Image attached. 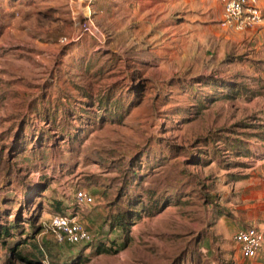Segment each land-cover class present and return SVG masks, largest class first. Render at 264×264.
Returning <instances> with one entry per match:
<instances>
[{
    "label": "rangeland",
    "instance_id": "374dc122",
    "mask_svg": "<svg viewBox=\"0 0 264 264\" xmlns=\"http://www.w3.org/2000/svg\"><path fill=\"white\" fill-rule=\"evenodd\" d=\"M221 15V0H0V221L14 218L22 183L59 167L38 219L46 252H79L80 264H264V241L243 258L231 239L264 231V20L239 31ZM232 138L253 155L234 154ZM78 189L94 204L76 207ZM54 199L99 240L56 243ZM103 240L116 252L93 253ZM7 248L0 264H28Z\"/></svg>",
    "mask_w": 264,
    "mask_h": 264
},
{
    "label": "trees",
    "instance_id": "16d2710c",
    "mask_svg": "<svg viewBox=\"0 0 264 264\" xmlns=\"http://www.w3.org/2000/svg\"><path fill=\"white\" fill-rule=\"evenodd\" d=\"M67 120L60 121V129L64 130L67 135V131H70L73 128L72 125L68 124ZM67 125V127L64 125ZM73 135V134H72ZM71 135V137H72ZM247 135V134H245ZM70 137V136H68ZM208 141H212L211 138L207 139ZM225 142H228V137H223ZM242 139L232 138V143L228 144V146L232 147V150L238 155L248 156L253 155V152L246 146H243L244 142H241ZM46 142L43 145L51 147L53 146V142ZM242 146V148H240ZM52 150V148H51ZM240 151V152H239ZM8 161V160H7ZM6 161V162H7ZM52 161V160H51ZM51 168V167H50ZM49 168V169H50ZM58 168H56L55 173L58 172ZM48 168L45 171H42L37 181H28L27 183H22V188L20 190V201H18L17 212L14 214V218L12 220L3 223L0 221V243L4 247H8L9 252L16 257V259L28 263V264H43V260H48L49 264H80L83 261H87V258L80 257L79 252L68 251L63 252L62 254L52 253L47 251L41 246V244L37 240V236L42 231V226L38 224V219L40 216V212L43 210V192L48 189V184L54 178V174H50L51 177L46 173ZM47 209L52 212V214H61L65 213L63 201L54 199L52 201H47ZM165 203V204H164ZM217 205L218 202H215ZM150 207L148 209H152L151 212H161L166 207V200L163 201H154L150 203ZM26 209L28 212L27 216L21 215L23 214V210ZM141 209V208H140ZM117 213V212H115ZM132 213L137 215V211L134 210ZM1 218V217H0ZM110 223L114 227H121L122 230L126 233L128 227L126 226L125 214L117 213L114 216L110 217ZM94 234L95 241L99 239ZM98 239V240H97ZM108 240L106 242H101L94 247L93 253L101 254V253H115L116 248H112L110 246V242L108 244ZM112 243H115V240H112ZM10 244L9 246H7ZM108 244V245H106ZM79 257V258H78Z\"/></svg>",
    "mask_w": 264,
    "mask_h": 264
},
{
    "label": "built area",
    "instance_id": "2783aa9c",
    "mask_svg": "<svg viewBox=\"0 0 264 264\" xmlns=\"http://www.w3.org/2000/svg\"><path fill=\"white\" fill-rule=\"evenodd\" d=\"M261 1L221 0V25L240 31L262 22L264 13ZM85 28L89 32V28ZM73 201L75 206L81 209L94 204L93 197L84 189L74 191ZM46 229L58 244L89 246L95 241L89 228L69 212L52 214ZM231 239L243 258H253L262 247L264 231L258 226L240 227L232 232Z\"/></svg>",
    "mask_w": 264,
    "mask_h": 264
}]
</instances>
